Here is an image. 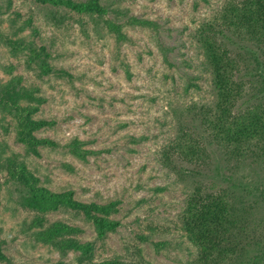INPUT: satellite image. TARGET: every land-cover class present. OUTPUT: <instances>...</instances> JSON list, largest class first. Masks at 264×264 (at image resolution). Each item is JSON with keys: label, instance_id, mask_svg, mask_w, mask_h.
<instances>
[{"label": "rangeland", "instance_id": "374dc122", "mask_svg": "<svg viewBox=\"0 0 264 264\" xmlns=\"http://www.w3.org/2000/svg\"><path fill=\"white\" fill-rule=\"evenodd\" d=\"M99 1L107 9L102 19L33 0H0V89L12 77L20 78L19 86L36 89L43 102L33 117L51 125L33 135L57 144L38 146L37 156L26 152L15 140L12 116L0 111V264H77L73 253L60 257L26 231L33 214L18 204L21 187L6 171L10 157L49 191H69L82 203L118 201L110 218L119 225L101 241L80 213L61 209L43 214L45 224L59 221L80 229L76 238L94 243L93 263L191 261L195 252L179 229V216L194 188L243 206L256 202L252 216L246 214L249 236L257 244L250 253L264 254V162L258 151L231 157L209 145L207 133L198 129L202 163L162 157L178 122L198 127L194 112L185 108L212 98L193 34L227 0ZM116 9L152 21L156 28L124 27L128 40L116 43L103 23ZM15 44L42 46L51 72L39 75L27 50ZM251 81L246 87H257ZM74 138L91 152L84 160L63 147Z\"/></svg>", "mask_w": 264, "mask_h": 264}, {"label": "trees", "instance_id": "16d2710c", "mask_svg": "<svg viewBox=\"0 0 264 264\" xmlns=\"http://www.w3.org/2000/svg\"><path fill=\"white\" fill-rule=\"evenodd\" d=\"M33 1L99 19L107 12L99 0ZM112 14L114 17L103 23L116 43L128 40L124 27L156 28L152 21L129 17L121 9ZM193 38L209 74L212 98L204 105L185 108L194 112L193 119L198 127L178 122L162 157L166 162L173 155L185 162L202 163L204 148L200 145L199 129L207 133L209 145L229 152L231 157L242 159L254 155L255 149L264 162V0H227L215 17L198 25ZM14 47L27 50L28 61L35 63L39 75L51 72L48 54L42 46L15 44ZM251 80L257 87H246ZM19 81V77H12L0 89V111L12 116L16 142L21 143L26 152L37 156L38 146L53 148L57 144L34 137V132L49 127L51 122L33 117L43 99L36 96V89L19 86ZM259 97H263V102ZM241 99L244 102L240 103ZM248 104L253 106L246 107ZM82 144L74 138L63 147L76 159L84 160L91 152L82 149ZM6 171L21 187L19 206L33 214L25 229L30 231L35 242L50 246L60 257H65L66 252L73 253L77 264H115L114 261L93 263L94 243L80 242L76 238L80 229L59 221L45 224L43 214L61 209L80 213L91 224L95 239L101 241L114 233L119 225L110 218L117 212V200L102 204L82 203L74 200L69 191H49L23 163L11 157L7 160ZM262 191L264 197V189ZM229 198L221 194H202L198 188L186 197L179 216V229L195 252V257L186 264H260L264 259L263 253H250L257 244L249 236L252 232L246 214L249 216L257 203L243 206ZM248 206L250 212L245 209Z\"/></svg>", "mask_w": 264, "mask_h": 264}]
</instances>
